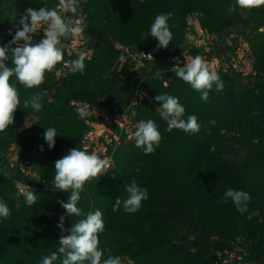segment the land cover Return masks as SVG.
I'll use <instances>...</instances> for the list:
<instances>
[{
  "label": "trees",
  "instance_id": "trees-1",
  "mask_svg": "<svg viewBox=\"0 0 264 264\" xmlns=\"http://www.w3.org/2000/svg\"><path fill=\"white\" fill-rule=\"evenodd\" d=\"M10 1L0 0V46L12 39L8 33L12 30L15 34L13 24L27 8L55 6L54 1ZM79 6L86 14L85 46L92 50V56L83 61V73L69 70L57 81L52 71L45 74V83L38 88L26 89L16 83L15 77L11 78L16 83L20 105L13 125L0 132L2 171L10 170L9 158L15 155L10 145L19 138V130L26 128L29 116L34 115L37 121L27 128L29 137L20 161L31 164L39 179L53 181L55 161L72 148L82 150L81 140L87 129L86 116L81 117L70 102L87 101L110 111L125 108L134 84L124 83L117 88L112 84L113 75L122 69L121 52L115 44L157 50V60L146 66L162 69L168 67L167 55L180 54L186 21L196 17L213 37L215 48L225 50L227 40L234 41L237 36L247 40L258 74L247 80L235 73L219 75L227 85L229 98L219 96L213 85L206 102L201 100L200 92L175 73L165 74L163 79L148 77L140 85L145 101L137 122L152 119L162 135L160 145L149 155L135 146V140L121 145L110 169L85 184L77 204L84 213L81 217H69L61 207L60 202L66 203L70 193L57 197L34 187L37 201L29 206L15 185L24 175L18 170L8 172V176L0 173V200L11 212L10 218H0V264H41L42 257L58 251L60 237L70 234L72 223L96 210L103 214L105 227L99 239L105 259L119 256L121 261L126 259L132 264H214L217 251L230 250L237 244L248 254L246 264H264V32L257 31L264 26V6L244 10L236 6V0H83ZM229 6L235 11H230ZM14 13L16 21L11 19ZM162 13H171L168 24L173 39L167 48H159L158 41L150 36L155 17ZM8 63L11 66V61ZM163 80H168L167 86L162 85ZM158 94L177 97L185 108L184 118L195 115L200 131H167V121L157 110L161 105L154 100ZM33 95L41 98L43 107L39 112L30 104L23 106ZM256 113L261 119L256 118ZM211 122L215 127L208 142ZM49 127L58 134L51 150L44 139ZM227 138L247 149L249 158L245 164L218 158L213 148ZM132 179L147 188L148 199L143 201L144 212L126 216L114 211L113 205L126 198L123 185ZM31 180L27 177L24 182ZM229 188L251 195L247 212L239 213L231 200L223 202V193ZM252 212L259 214L249 220ZM61 216L63 233L57 227ZM129 238L134 246L126 244ZM167 246L174 251L172 254ZM54 264H60V260Z\"/></svg>",
  "mask_w": 264,
  "mask_h": 264
},
{
  "label": "clouds",
  "instance_id": "clouds-1",
  "mask_svg": "<svg viewBox=\"0 0 264 264\" xmlns=\"http://www.w3.org/2000/svg\"><path fill=\"white\" fill-rule=\"evenodd\" d=\"M236 6L244 10L260 8L264 6V0H236ZM58 7L59 11L56 7H40L38 10L27 8L18 21H16L17 14L15 13L11 18L16 21L13 24L15 34L13 35L10 30L8 34L12 36V39L7 45L0 46V132H4L10 125H13L14 113L20 105L16 83L26 89L40 87L45 83V74L52 72L57 64L64 62L62 40L70 37L83 38L84 27L80 21L73 18L79 9V0H58ZM229 10L235 11V7L229 6ZM68 13L73 15L70 16ZM170 19L171 13L159 14L150 27V36L158 41L159 48H167L173 39L168 24ZM41 29H43V38L38 43H34L33 35ZM147 57L152 60L151 55ZM9 61H11V66H9ZM70 65L72 73H83L85 68L83 57L70 61ZM172 70L178 79L200 92L201 100L205 102L208 100L213 85L217 91L223 89V81L218 72L211 70L208 62L200 55L190 58L182 67L176 66ZM12 77H15L16 83L11 82ZM40 99L39 96L33 95L23 102V106L27 108L30 104L34 111L39 112L43 107ZM154 100L161 105L157 110L161 118L167 121V131L176 129L191 134L200 131V124L195 115H188L186 119L184 118L185 108L179 103L177 97L158 94ZM85 114V111L81 109V117ZM57 135L54 127L47 128L44 133V139L50 150L55 145ZM133 138L135 146L145 155H149L159 147L162 135L157 124L149 119L139 121ZM54 166L53 184L55 188L70 193L66 203L60 202L61 207L65 209L69 217L83 216L84 213L77 206L81 199V192L84 191L87 182L98 178L110 169L108 158L101 159L97 154H90L77 147L70 149L66 155L55 161ZM25 178L27 177L18 179L15 185L20 191V193L18 191L19 195H23L26 203L31 206L36 203L37 194L32 189L31 183L24 182ZM28 178L39 180V177ZM123 187L126 193V198L122 201L123 210L134 214L142 207V202L148 199V190L142 188L135 179L124 184ZM229 200L236 210L243 214L248 211L251 195L243 190L229 188L223 193V202L228 203ZM258 214V212H252L247 218L250 220ZM10 216L11 212L7 203L0 200V218L7 219ZM63 224L64 216H61L57 227L62 233ZM104 227L103 214L100 210L88 212L83 219L72 223L68 230L69 235H61L58 251L42 257L41 264H54L58 259L60 264H121L119 256L103 258L104 251L100 247L99 235L104 231Z\"/></svg>",
  "mask_w": 264,
  "mask_h": 264
},
{
  "label": "built area",
  "instance_id": "built-area-1",
  "mask_svg": "<svg viewBox=\"0 0 264 264\" xmlns=\"http://www.w3.org/2000/svg\"><path fill=\"white\" fill-rule=\"evenodd\" d=\"M37 1L43 3L54 1V7L58 11L60 10L58 0ZM82 1L79 0V4ZM68 15L72 16L73 14L68 13ZM73 18L82 23L84 27L83 38L70 37L62 40L63 53L66 59L53 70L57 81L70 70V61L80 57H83V61H87L93 53L91 49L85 46L87 43L86 14L80 11V6ZM186 25L184 40L179 47L181 48L180 54L177 56L169 54L165 57L168 67L150 69V66L147 68L146 63L157 60V50H139L125 46L117 49L121 52L122 69L113 75L112 84L116 88L124 83L134 84V91L129 95L125 108L114 107L110 111L102 106L96 107L87 101L73 100L70 102V105L77 112L80 113V110L83 109L86 113L84 125L87 129L81 140L82 150H86L90 154L95 153L101 159L108 158L111 167L117 149L134 139L133 133L138 125L139 109L145 101V94L140 91V85L148 77L163 79L165 74L174 73L172 70L174 67H182L196 55L202 56L208 62L210 69L217 71L219 75L235 73L242 79H248L258 74L253 67V55L247 40L237 36L234 41L227 40L226 49L221 50V48L214 47L212 44L213 37L198 23L196 17L188 18ZM257 31L259 33L264 32V26L259 27ZM42 38L43 29L33 35V42L38 43ZM149 55H151L152 60L147 57ZM74 57L76 58L74 59ZM162 85L167 86L168 80H163ZM8 168L17 169L24 175L23 177L38 178L33 166L28 165V162H21L20 158L16 156L9 158ZM215 254L214 264H246L244 258L248 255L237 244L230 250L224 249Z\"/></svg>",
  "mask_w": 264,
  "mask_h": 264
},
{
  "label": "rangeland",
  "instance_id": "rangeland-1",
  "mask_svg": "<svg viewBox=\"0 0 264 264\" xmlns=\"http://www.w3.org/2000/svg\"><path fill=\"white\" fill-rule=\"evenodd\" d=\"M9 3L10 0H6ZM11 2V1H10ZM23 15V13L21 14V16ZM116 49L118 48H122L123 46L119 45V44H115L114 46ZM246 80V79H244ZM244 82V81H243ZM245 83V82H244ZM227 85L223 83V89L221 91H217L216 92L219 96H221L223 99H227V97L229 98V95H227L226 93V88ZM256 118L259 120L261 119V116L259 113H256ZM37 121V118L34 115H31L28 117V119L25 122V126L26 128H22L21 130H19L18 135L19 138L16 140V142L12 143L10 146V148H13V151L15 153V155L17 157H21V154L23 153V150L25 148V144L26 141L29 137L28 135V127L33 123ZM215 127V123L211 122V128L207 131V139L209 140L208 142H211V139L213 137V128ZM221 133L225 134L224 131H222ZM3 142V140H1ZM225 142V143H224ZM224 142L220 143L219 146L217 148H213V150L215 151V153L217 154L218 158L222 161H229L235 164H245L246 161L249 158V153L247 152V149L244 148L243 146H241L240 144H238L237 142H234L233 140H230L229 138H227V140H225ZM25 143V144H24ZM9 148V149H10ZM14 155V156H15ZM31 165V164H30ZM5 169V168H4ZM9 170L8 172H13L16 173L17 170ZM3 172L4 176H8L9 173L6 170L0 169V173ZM34 184V185H33ZM31 186L34 188H41L44 189L46 191H48L49 193H53L55 194L57 197L60 195H64L67 192H63V191H59L58 189L55 188L53 181L51 180H41V179H32L31 180ZM119 201V202H118ZM115 202V204L113 205V210H119L121 213H123L126 216H136L142 212L145 211V208L143 206L144 202H142V207L134 214H129L126 213L123 210V200H118ZM128 246H134V242L132 240V238H129L127 240L126 243ZM166 250L168 251V253L172 254L174 251L167 246ZM125 259V258H124ZM121 264H132L130 262H127V260L125 259V261H121Z\"/></svg>",
  "mask_w": 264,
  "mask_h": 264
}]
</instances>
